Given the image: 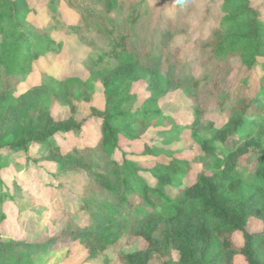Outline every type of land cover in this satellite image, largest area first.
Masks as SVG:
<instances>
[{"label": "trees", "instance_id": "trees-1", "mask_svg": "<svg viewBox=\"0 0 264 264\" xmlns=\"http://www.w3.org/2000/svg\"><path fill=\"white\" fill-rule=\"evenodd\" d=\"M36 2L0 0L3 79L21 81L35 59L58 53L61 43L54 31L77 33L86 41L93 33L98 38L93 41L97 52L87 65L89 79L57 80L45 74L25 93L31 96L20 116L0 133V149L7 156H31L33 145H46L58 133L80 138L89 119L98 132L90 145L54 146L46 156L62 173L84 171L88 180L78 210L68 213L57 238L47 233L45 242L78 241L98 264H109L113 256L119 264H235L237 256L247 264H264V0L259 5L221 0V20L194 39L199 52L192 61L176 42L191 12L189 0H45L47 21L41 26L28 19L38 12ZM170 2L175 13L164 16L162 8ZM63 4L78 15L76 23L65 22ZM209 10L202 11V20ZM193 61L200 63L199 70ZM238 62L246 74L228 82ZM173 63L181 73H167ZM97 81L105 107H93L79 121L74 101L90 100ZM135 82L145 91L137 93ZM162 99H182L186 114H191L183 126L191 129L201 153L200 168L178 157L166 134L147 133L172 123ZM55 101L69 108V117L54 119L50 109ZM4 108L10 109L8 101L0 103V110ZM211 112L228 120L201 136L199 132L212 126ZM133 144L142 145L147 160L111 153ZM251 219L262 227L250 231ZM236 232L243 238L239 246L233 241ZM125 237L144 244L124 252ZM41 240L19 241L13 250L0 236V254H8L2 264H31L30 248Z\"/></svg>", "mask_w": 264, "mask_h": 264}, {"label": "rangeland", "instance_id": "rangeland-1", "mask_svg": "<svg viewBox=\"0 0 264 264\" xmlns=\"http://www.w3.org/2000/svg\"><path fill=\"white\" fill-rule=\"evenodd\" d=\"M26 1L29 4L35 0ZM251 1L255 5L263 3V0ZM148 2L155 4L156 0H148ZM189 3L191 4V12L185 17V30L176 42L181 46L182 55L187 56L188 60L192 61L199 52L198 47L194 44V39L202 38L221 20L219 9L221 0H189ZM44 6L45 0H37L36 9L38 12L28 14V19L32 24L41 26L47 21ZM206 7H209L210 10L207 17L202 20V11ZM61 9L66 23L74 24L78 21V15L67 6L63 4ZM174 13L173 2L162 8L164 16ZM52 35L57 42L61 43V50L58 53L49 52L35 59L32 62L30 73L21 81H18L17 77L9 76L4 79L0 77V103L8 101L10 104L8 111L7 108L0 110V133L4 132L20 116L22 104L26 103L31 96L25 93L38 86L45 74L53 76L57 80L66 78L87 80L90 78L91 71L87 65L90 64L93 55L97 52L93 41L98 40V38L94 33L91 34L90 41L84 40L77 33L67 34L54 31ZM5 65L3 64V68ZM233 65L234 68L227 79L228 82H231L235 77L246 74L245 68L240 67L239 62ZM193 66L199 70L200 63L193 61ZM181 72V67L176 63L167 69V73L170 75H177ZM139 83H134V89L137 93L145 91ZM176 96L175 94L174 97ZM168 100L162 99L161 105L166 112L170 113L172 123L169 122L168 126L164 125L159 127L157 131H148L147 133L156 136L166 134V143L169 144L170 149H173L178 157L191 161L194 167L198 169L203 165L201 153L193 140L191 129L183 126L187 120H191V114H186V105L182 99L172 102ZM74 102L77 107L75 117L79 121L86 119L91 114L93 107L103 109L105 98L101 83L99 81L94 83L93 96L90 100L79 99ZM6 111L7 114L4 115ZM50 111L56 120L66 119L70 115L69 108L56 101L51 103ZM219 115L217 116L216 112L209 113L208 116L213 119L212 126L199 132L201 136L208 135L211 128L218 125L220 127L228 120V117ZM83 123L80 138L74 137L71 133H58L51 137L46 145H33L29 153L31 156H27L28 154L23 152L7 156V152L0 149V236L11 242L10 246H13V250L20 246L19 241L42 239L30 248L29 261L31 264H98L88 254V251L78 244V241L60 239L56 243L45 242L47 233L57 238L60 228L68 219V213L78 210V197L83 185L88 180L84 171L62 173L63 170L59 164L47 159L46 156L54 146L69 149L75 144L90 145L93 143L98 132L92 126L90 119ZM123 151L125 152L124 155ZM123 151L117 149L111 153L117 158L126 156L133 161L147 160L142 154L141 144L127 146L123 148ZM35 152L40 155L37 161L33 159ZM44 156L45 158H42ZM244 172L243 170L242 173ZM144 175L150 182H153L151 176ZM61 182L67 186L66 189H63L64 186H61ZM261 227L262 224L259 220H250L248 227L250 231H257ZM233 241L237 246L242 244L243 238L240 232L234 234ZM143 244L141 239L125 237L122 240L121 249L124 252L135 251L142 248ZM4 251H6V247H4ZM6 256L8 254H0V264H2L1 259ZM16 256L19 255L14 254V257ZM159 262L156 260L154 264ZM8 263H12V260ZM234 263L247 264L242 256H237ZM109 264H119L116 256L111 258Z\"/></svg>", "mask_w": 264, "mask_h": 264}]
</instances>
